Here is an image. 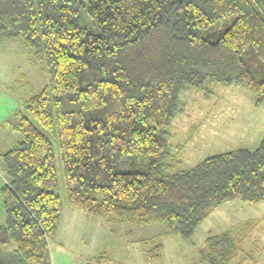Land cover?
<instances>
[{
    "label": "trees",
    "instance_id": "1",
    "mask_svg": "<svg viewBox=\"0 0 264 264\" xmlns=\"http://www.w3.org/2000/svg\"><path fill=\"white\" fill-rule=\"evenodd\" d=\"M10 38L51 78L2 155L0 264H52L63 211L54 142L67 203L91 216L160 222L191 240L222 204L264 202V138L169 169L184 92L238 85L264 105V0H0V43ZM139 159L145 171L127 170ZM255 224L209 235L201 262L235 264Z\"/></svg>",
    "mask_w": 264,
    "mask_h": 264
},
{
    "label": "rangeland",
    "instance_id": "2",
    "mask_svg": "<svg viewBox=\"0 0 264 264\" xmlns=\"http://www.w3.org/2000/svg\"><path fill=\"white\" fill-rule=\"evenodd\" d=\"M86 19L83 13L85 25ZM50 78L47 65L34 61L23 40L10 38L0 43L1 175L5 169L2 155L22 141L14 124L20 114L28 115L25 101L49 86ZM256 100L251 91L238 85L209 83L204 91L191 88L184 92L180 102L183 110L170 128L172 159L179 160L170 172L191 169L214 154L256 149L264 138V105L257 107ZM54 147L63 211L56 238L50 244L52 264H203L201 252L209 235L249 220L256 224L243 244V254L234 263L264 264V202L222 204L191 240L167 234L160 222L128 223L115 216H91L67 203L57 142ZM128 165L127 170L145 171L147 160H134ZM158 246L160 255L150 260L149 254Z\"/></svg>",
    "mask_w": 264,
    "mask_h": 264
},
{
    "label": "crops",
    "instance_id": "3",
    "mask_svg": "<svg viewBox=\"0 0 264 264\" xmlns=\"http://www.w3.org/2000/svg\"><path fill=\"white\" fill-rule=\"evenodd\" d=\"M2 182H3V177L0 172V188H1ZM1 212H2V199H1V194H0V213Z\"/></svg>",
    "mask_w": 264,
    "mask_h": 264
}]
</instances>
